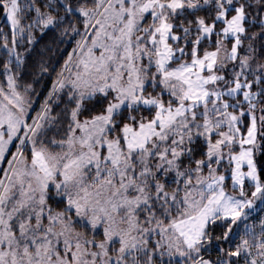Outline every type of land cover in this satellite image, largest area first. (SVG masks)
Wrapping results in <instances>:
<instances>
[{
	"label": "snow or ice",
	"instance_id": "snow-or-ice-1",
	"mask_svg": "<svg viewBox=\"0 0 264 264\" xmlns=\"http://www.w3.org/2000/svg\"><path fill=\"white\" fill-rule=\"evenodd\" d=\"M0 15V264H264V0Z\"/></svg>",
	"mask_w": 264,
	"mask_h": 264
},
{
	"label": "rangeland",
	"instance_id": "rangeland-1",
	"mask_svg": "<svg viewBox=\"0 0 264 264\" xmlns=\"http://www.w3.org/2000/svg\"><path fill=\"white\" fill-rule=\"evenodd\" d=\"M3 80H4V77L2 76V78H0V83H2ZM34 104H35V106H37L39 104V102L36 100V101H34ZM30 111L34 112L35 107H33ZM5 165H6V162H0V169H2ZM0 174H2V173H0Z\"/></svg>",
	"mask_w": 264,
	"mask_h": 264
},
{
	"label": "trees",
	"instance_id": "trees-1",
	"mask_svg": "<svg viewBox=\"0 0 264 264\" xmlns=\"http://www.w3.org/2000/svg\"><path fill=\"white\" fill-rule=\"evenodd\" d=\"M1 17H2V15H0V19H1ZM66 47L71 48V45L69 44V45H67ZM65 54H66V53H65ZM0 78H2V75H0ZM44 91H46V89H45ZM40 99H43V95H41V96L39 97V99H37V101L40 102ZM38 105H39V104H38ZM38 105H37V106H38Z\"/></svg>",
	"mask_w": 264,
	"mask_h": 264
},
{
	"label": "water",
	"instance_id": "water-1",
	"mask_svg": "<svg viewBox=\"0 0 264 264\" xmlns=\"http://www.w3.org/2000/svg\"><path fill=\"white\" fill-rule=\"evenodd\" d=\"M2 21H3V16H2L1 19H0V23H2Z\"/></svg>",
	"mask_w": 264,
	"mask_h": 264
}]
</instances>
